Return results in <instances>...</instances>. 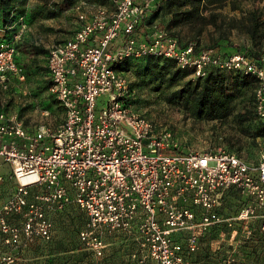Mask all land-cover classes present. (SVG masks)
Returning <instances> with one entry per match:
<instances>
[{"label":"built area","instance_id":"2783aa9c","mask_svg":"<svg viewBox=\"0 0 264 264\" xmlns=\"http://www.w3.org/2000/svg\"><path fill=\"white\" fill-rule=\"evenodd\" d=\"M151 4L77 0L78 28L47 58L48 92L62 106L61 121L30 125L18 112L0 110V169L9 167L17 183L0 205V264H15L32 243L50 241L55 215L70 205L87 217L79 237L96 258L109 245L106 235L116 233L139 243L134 258L155 264H187L212 226L227 225L234 238L239 224L249 237V222L264 218V146L257 160L221 145L183 149L171 129L135 108L131 72L116 67L128 57L155 55L192 69L193 77L211 67L251 73L254 109L264 118V59L213 47L196 51L195 43L181 46L163 28L145 35L139 26ZM28 28L21 17L0 40L3 90L13 79L26 80L17 45ZM230 190L245 201L233 216L221 211Z\"/></svg>","mask_w":264,"mask_h":264},{"label":"trees","instance_id":"16d2710c","mask_svg":"<svg viewBox=\"0 0 264 264\" xmlns=\"http://www.w3.org/2000/svg\"><path fill=\"white\" fill-rule=\"evenodd\" d=\"M25 1L0 0V40L10 36L14 30L8 31L7 29L21 17L29 26L33 18L43 13L44 8L40 6L26 12ZM64 1L73 6L77 0ZM91 1L102 5L111 4V0ZM238 1L240 0H152L151 7L139 27L144 28L145 35H147L151 32L149 31L150 26L155 20H159L167 33L176 37L181 46L195 43L196 51L213 47L218 48L223 55L239 52L260 61L264 59V12L257 8L242 9L240 15L233 16H221L219 12L228 4L232 6L233 10L238 9ZM63 6L62 3L59 9H64ZM51 16H55L54 12L51 13ZM1 29L7 31L2 33ZM234 30L247 33L251 38L252 46L233 45V50L221 51L220 41H229ZM205 33H208L211 45H201ZM25 41H27V32L17 45L18 61L24 67L25 81H27L33 72L25 66L20 54L21 44ZM38 50L40 51V48L36 47L37 53ZM48 53L49 50L47 58ZM116 67L125 71L132 70L142 79L148 78L147 84H153L156 90H161L162 87H174L165 94L166 101L179 106L195 118L225 121L233 117L234 122L237 123L244 135L254 140L257 137H264V118L258 117L254 109L257 79L251 73L211 67L206 75L193 77L192 69L179 67L171 58L155 55L139 58L128 57L118 62ZM46 73L48 75L46 89L48 90L51 85L48 65ZM19 85L20 82L13 79L8 90H3L0 87V97L3 92L11 94L13 89ZM238 102L243 105L240 109L237 108ZM46 104L43 110L50 111V108L57 107L63 112L59 101L51 94H49ZM0 110L7 111V109ZM18 113L22 117V112ZM244 202L236 191L230 190L224 197L221 211L226 215H236ZM261 212L264 214V208ZM67 220L69 222H66ZM86 222L85 213L74 205L57 213L54 223H58V232L61 231V234L55 235L54 226V235L50 241L34 242L30 248L35 260H39L41 257L39 264H147L145 262L149 259L144 262H140L141 258L132 259L133 252L139 250V243L116 233L106 235L110 247H107L102 258H96L93 251L88 249L79 237ZM263 223L264 218L262 217L251 220L249 222L251 229L249 237H244L241 234L240 225L236 224L238 228L236 237L241 239V243L237 253L233 256L234 260L229 264H264ZM222 230L229 237L231 236L232 229L225 224L210 227L201 238L200 249L189 255L187 264H223L222 261L234 247L230 245L227 249L225 247L223 250L212 251L211 242L218 238V233ZM127 256H131L132 260Z\"/></svg>","mask_w":264,"mask_h":264},{"label":"rangeland","instance_id":"374dc122","mask_svg":"<svg viewBox=\"0 0 264 264\" xmlns=\"http://www.w3.org/2000/svg\"><path fill=\"white\" fill-rule=\"evenodd\" d=\"M62 3L64 9L60 10L59 7ZM36 6L44 8V11L38 17L33 18L27 30V41L21 44L20 47L23 62L33 74L27 78V81L14 88L11 94L1 93L0 109L22 112V117L30 125L40 123L57 124L63 118L61 110L52 107L48 116L42 112L49 98V92L46 89L48 79L46 73L47 51L53 44L71 37L79 26V20L73 6L68 5L64 0H26L24 8L26 12H29ZM237 6L238 9L233 10L232 6L228 4L219 12L221 16L240 15L242 9L257 8L264 12V0H240L237 2ZM53 12L55 16H51ZM159 28H163L159 20H155L150 26L151 32ZM220 42L221 51H231L234 46H252L250 36L238 30L233 31L229 41L223 40ZM201 45H211L208 33L203 36ZM36 47L40 48L38 53ZM129 72H131V86L133 88L130 100L135 108L154 120L158 125L171 129L183 149L214 148L221 145L236 151L248 160L258 159L261 147L264 146V137H257L254 140L244 135L237 123L234 122L233 117L225 121H208L195 118L179 106L166 101L165 94L174 87H162L161 90H156L153 84H147L148 78L142 79L132 70ZM109 98V94L104 95L98 99V102L102 105ZM242 107L243 105L238 102L237 108ZM54 226L55 235H60L61 231L58 232V223H54ZM107 242L110 243L109 240ZM240 243L241 239L229 237L222 230L218 233V238L211 242V247L212 251L216 252L223 250L225 247L227 249L228 246L232 245L234 248L222 261L223 264H229L234 260L233 256L237 253ZM31 245H34V243ZM31 245L21 252V257L15 264H28L30 262L32 264L38 262L39 264L41 257H39V260H35L36 258L31 252ZM108 247H110V244ZM127 258L131 259V256H127ZM132 259L137 258L132 256ZM145 263L155 264L150 259Z\"/></svg>","mask_w":264,"mask_h":264},{"label":"crops","instance_id":"0c3cea01","mask_svg":"<svg viewBox=\"0 0 264 264\" xmlns=\"http://www.w3.org/2000/svg\"><path fill=\"white\" fill-rule=\"evenodd\" d=\"M149 31L151 29L149 28ZM0 173L3 175L4 179L0 181V205L6 201L15 191L16 180L11 174V169L7 166H3L0 169Z\"/></svg>","mask_w":264,"mask_h":264},{"label":"bare ground","instance_id":"6f19581e","mask_svg":"<svg viewBox=\"0 0 264 264\" xmlns=\"http://www.w3.org/2000/svg\"><path fill=\"white\" fill-rule=\"evenodd\" d=\"M197 49V48H196ZM19 82V81H18Z\"/></svg>","mask_w":264,"mask_h":264}]
</instances>
